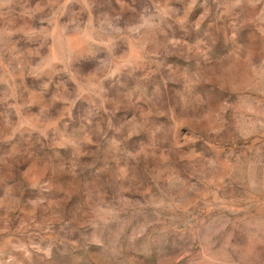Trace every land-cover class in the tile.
Instances as JSON below:
<instances>
[{"label":"rangeland","instance_id":"374dc122","mask_svg":"<svg viewBox=\"0 0 264 264\" xmlns=\"http://www.w3.org/2000/svg\"><path fill=\"white\" fill-rule=\"evenodd\" d=\"M197 3L0 0L2 264H264V47L190 73Z\"/></svg>","mask_w":264,"mask_h":264},{"label":"clouds","instance_id":"9594fccd","mask_svg":"<svg viewBox=\"0 0 264 264\" xmlns=\"http://www.w3.org/2000/svg\"><path fill=\"white\" fill-rule=\"evenodd\" d=\"M188 6L191 11L195 12L200 5H198L197 0H189ZM202 7L204 11L196 24L189 26L185 21L180 29L184 33L195 34L197 41H203V44L197 45L191 51L185 61L190 73L195 74L203 65L211 63L223 55L228 48L236 44L243 45L247 40H255L264 47V24L259 23L260 18L264 17V0H202ZM158 13L159 10L153 16V21L156 24H165L166 21L161 20ZM116 19L119 20V17ZM110 27L112 26L110 25ZM150 27L145 24L142 18L140 28L133 38L136 39L141 35V29ZM168 27L171 30V26ZM120 33L123 34L124 29H120ZM217 35L223 36L224 50L222 51L217 50L216 42L210 43V41H214V37ZM164 55L165 62L171 59V53L165 52ZM262 62H264V57H262ZM136 75V72L132 73L133 77ZM197 91L198 87L194 86L188 94L192 95ZM130 243L135 244L136 242Z\"/></svg>","mask_w":264,"mask_h":264}]
</instances>
